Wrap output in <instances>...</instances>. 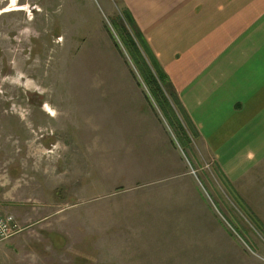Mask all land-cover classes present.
<instances>
[{
    "label": "rangeland",
    "instance_id": "rangeland-1",
    "mask_svg": "<svg viewBox=\"0 0 264 264\" xmlns=\"http://www.w3.org/2000/svg\"><path fill=\"white\" fill-rule=\"evenodd\" d=\"M125 10L0 0V209L21 229L0 264H264V161L238 185L164 115Z\"/></svg>",
    "mask_w": 264,
    "mask_h": 264
},
{
    "label": "crops",
    "instance_id": "crops-1",
    "mask_svg": "<svg viewBox=\"0 0 264 264\" xmlns=\"http://www.w3.org/2000/svg\"><path fill=\"white\" fill-rule=\"evenodd\" d=\"M230 181L264 161V0H124ZM172 10V11H171Z\"/></svg>",
    "mask_w": 264,
    "mask_h": 264
},
{
    "label": "trees",
    "instance_id": "trees-1",
    "mask_svg": "<svg viewBox=\"0 0 264 264\" xmlns=\"http://www.w3.org/2000/svg\"><path fill=\"white\" fill-rule=\"evenodd\" d=\"M123 18L131 27L132 33L128 32L126 28H122L117 22L113 21V24L115 25L114 29L131 58L132 64L135 66L142 80L146 84L151 98L162 110L164 115L169 118L171 113L178 118L174 109V105H176L182 116L186 119V124L188 125L190 131L198 137L197 131L194 129L189 116L173 90L169 77L160 65L146 38L138 28L132 14L128 10H125V12H123ZM170 98L172 99L173 104H170ZM180 126L181 131L187 137V142L190 143L191 138L182 125ZM183 144L184 147L188 146V144L184 141Z\"/></svg>",
    "mask_w": 264,
    "mask_h": 264
},
{
    "label": "built area",
    "instance_id": "built-area-1",
    "mask_svg": "<svg viewBox=\"0 0 264 264\" xmlns=\"http://www.w3.org/2000/svg\"><path fill=\"white\" fill-rule=\"evenodd\" d=\"M21 232L19 222L13 215L4 214L0 209V244Z\"/></svg>",
    "mask_w": 264,
    "mask_h": 264
}]
</instances>
